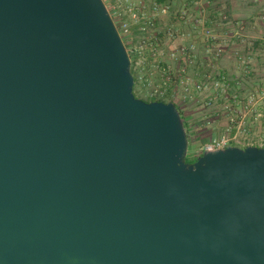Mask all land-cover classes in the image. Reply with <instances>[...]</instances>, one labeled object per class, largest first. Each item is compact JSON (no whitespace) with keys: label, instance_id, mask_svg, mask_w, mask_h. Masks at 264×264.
<instances>
[{"label":"water","instance_id":"1","mask_svg":"<svg viewBox=\"0 0 264 264\" xmlns=\"http://www.w3.org/2000/svg\"><path fill=\"white\" fill-rule=\"evenodd\" d=\"M104 0H0V264H264V147L187 163Z\"/></svg>","mask_w":264,"mask_h":264},{"label":"built area","instance_id":"2","mask_svg":"<svg viewBox=\"0 0 264 264\" xmlns=\"http://www.w3.org/2000/svg\"><path fill=\"white\" fill-rule=\"evenodd\" d=\"M104 1L131 56L135 88L147 101L180 107L205 101L226 122L193 157L233 146L264 147V3L262 35H255L226 14L213 26L211 0ZM234 42L236 75L222 65Z\"/></svg>","mask_w":264,"mask_h":264},{"label":"crops","instance_id":"3","mask_svg":"<svg viewBox=\"0 0 264 264\" xmlns=\"http://www.w3.org/2000/svg\"><path fill=\"white\" fill-rule=\"evenodd\" d=\"M218 3L219 2H216V0H211V4L208 7L213 26H219V24L222 23V15L226 14L233 20L244 21L253 34L262 35L261 32L263 28L259 22V14L264 0H222L221 5ZM182 28L185 29L187 27L182 25L181 29ZM200 44L203 45L202 42H200ZM238 46V42H234L228 50L230 54L222 61L223 68L227 69L228 72L233 75H236L238 72L236 69V56L234 52V49ZM209 119V122L206 123L208 125L200 128L196 134L197 137H201L205 133H209V135L202 137L204 138L202 141L205 142H208L211 137L217 133V130H221L226 124L221 116L215 114H210Z\"/></svg>","mask_w":264,"mask_h":264},{"label":"rangeland","instance_id":"4","mask_svg":"<svg viewBox=\"0 0 264 264\" xmlns=\"http://www.w3.org/2000/svg\"><path fill=\"white\" fill-rule=\"evenodd\" d=\"M222 0H216V2H219L218 4L221 5ZM135 94L138 98L147 101L145 97L140 94L136 88H135ZM179 109V108H178ZM181 111L183 113V118L188 123V131L191 136V146H190V151L188 158L190 162H195L197 159L192 156V153L195 149L202 147L205 145L207 142L202 141L206 135H209V133H205L201 137H197L196 134L198 133V130L202 128L203 126H206L207 122H209V115L212 113L208 109V106H206V102L203 101L202 103H193L190 102L188 105H184L181 107ZM208 116V117H207ZM211 125V124H209ZM201 141V142H200ZM200 142V143H199Z\"/></svg>","mask_w":264,"mask_h":264},{"label":"trees","instance_id":"5","mask_svg":"<svg viewBox=\"0 0 264 264\" xmlns=\"http://www.w3.org/2000/svg\"><path fill=\"white\" fill-rule=\"evenodd\" d=\"M133 72V75L135 76V80L137 79L136 78V75H135V73H134V71H132ZM153 101H155V100H150V101H147V102H153ZM165 102H168V101H165ZM177 105V107L179 108V111H180V113H181V115H182V117H183V113H182V111H181V107L178 105V104H176ZM185 126H186V129H187V132H188V135H189V138H190V142H191V136H190V134H189V131H188V127H189V125H188V123H186V121H185ZM192 143V142H191ZM197 159V158H196ZM187 163H190V161H189V159H187Z\"/></svg>","mask_w":264,"mask_h":264},{"label":"flooded vegetation","instance_id":"6","mask_svg":"<svg viewBox=\"0 0 264 264\" xmlns=\"http://www.w3.org/2000/svg\"><path fill=\"white\" fill-rule=\"evenodd\" d=\"M196 162V161H195ZM195 162H190L189 164H193V163H195Z\"/></svg>","mask_w":264,"mask_h":264}]
</instances>
